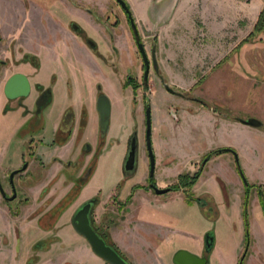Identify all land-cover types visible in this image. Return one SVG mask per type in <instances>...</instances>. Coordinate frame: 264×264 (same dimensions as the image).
<instances>
[{"label": "rangeland", "instance_id": "1", "mask_svg": "<svg viewBox=\"0 0 264 264\" xmlns=\"http://www.w3.org/2000/svg\"><path fill=\"white\" fill-rule=\"evenodd\" d=\"M2 1L5 6H11L13 8L15 6L18 8L22 2L27 8L31 1L32 8H35L34 5L36 4L44 8H46V6L50 7V3L53 4V0ZM87 1L88 7L95 4V10H99L101 18L104 21H107L110 17L111 20H113V16L119 17L120 21H122L124 13L115 0ZM124 1L131 12L130 5L126 0ZM70 3L76 5L77 2L71 1ZM98 7L100 9H98ZM53 8L57 11V8ZM117 20L119 19L117 18ZM256 20L252 24L250 20L239 18L235 8L232 7L230 27L224 30L215 29L213 32L209 30V32H207L205 29L200 30V32L204 34L199 36L200 39H202L203 47L201 46L202 50L200 51L202 59L197 61L199 68L197 72H193L192 74L188 70H183L176 71V75H171V73L174 74L176 72L172 70L170 73L166 70H162L161 66L158 71H154L151 68L149 70L145 92H142L144 88L141 87L137 90H133L131 86H123L122 80L125 74L129 72L133 73L134 76H136L137 82L141 83L143 70L141 68V59L137 49L133 51L131 45L127 46L125 41L120 38L119 43L122 44L120 55L115 56L114 54L111 55V53H105L104 55L107 57V62L97 61L96 64L92 63V66L97 69L91 74V77L79 75L77 80L79 81L80 87L83 88L84 93L92 84H94L95 89L97 85H101L109 92L111 98L114 97L115 100L113 103L114 109L111 107V111L110 108V132L108 135L105 133L103 136L101 152L97 158L94 172L84 185V190L79 199L81 200L80 202L87 201L97 196L104 201H108L112 194L115 193L114 189L122 178L121 165L127 147V139L134 131L138 139L137 161L139 163V172L137 173L142 175L145 174L147 170V164L145 162L147 156L145 147L144 103L150 104L151 121L152 117L154 119L155 114H157V117H160L161 121H164L162 122L164 138L171 140L169 145L170 152H172L171 149H179L182 143L180 140L181 138L187 139L188 135L196 138L192 140L189 147V155L187 157L188 163L194 161L197 156H199V161L202 155L212 148L213 150L217 149L216 146L218 142L216 143L215 141H217V138H220L219 135L215 136L211 128L207 127L206 129V124L202 122L200 118L199 111L201 107L204 109L208 108L210 111L214 112L216 116L223 118L233 119V117H240L243 119L256 120L257 124L251 128L264 130V26L262 30L255 32L249 41L238 46L239 42L252 31ZM24 24H27V26L24 25L23 27L24 33L22 42L24 47H38L40 50H43L44 47L38 46L36 40L32 39V32L34 30L31 28V23L25 22ZM117 31L122 32L121 29ZM101 45L102 50L105 51L103 44H100V52H102ZM145 51L150 58L151 44L148 42L145 43ZM44 61L45 63L41 69L40 77L47 75L52 69V66H50L51 62L49 61L47 63L46 60ZM71 63V57L65 55L61 57L59 62H54V68L57 74H62L64 70L72 75V67L70 68ZM170 64L173 69L175 65H177L175 62H171ZM114 69L117 70L115 73ZM180 72L183 73L182 76L179 75ZM162 73H166L167 76L161 75ZM105 74L107 76H105ZM71 79L73 82H70V85H75V78L72 76ZM70 85H66L68 86L67 88H69ZM167 87L173 89L177 93L169 92ZM57 88L61 90V92L56 95V100L59 102L63 97V83L59 82ZM4 110H6V108L0 110V145H6L8 150L3 155V167L6 166L9 161L20 163L22 154L27 159L31 157V150L29 148V143H26V137L22 140L23 136H20L18 133L21 115L19 112L16 113L12 110ZM190 113L193 114V116L190 115ZM166 115H170L174 122L178 120L180 123H178L176 127L170 128L166 122ZM54 116L55 114L51 110L49 117L45 118L46 122L43 131L40 130L36 133V139L44 138L47 140L51 137L53 121L55 120ZM107 123L108 120L104 124ZM249 137L253 144L264 145L263 134L261 135L257 132L250 133ZM174 138L175 142L173 140ZM88 141L93 146L97 147L100 142L96 138ZM170 165L173 170L169 172V174L173 175L176 171H180L186 167L187 162L180 164L177 162L176 166H174V163ZM195 168L196 166L194 169ZM217 169H220V175L224 177L226 174L225 167H222L219 162L206 163L200 172L198 180L194 184L196 185L194 197L203 199V195L206 196V194H211L218 187H222L220 185L221 180L218 179V176L216 178L217 181L214 178V176H216L214 171H219ZM76 170L77 169L73 167H66L64 173L67 177H73ZM241 170L244 172L243 168ZM133 172L134 171H131L129 174ZM44 174V171L40 168L34 172L31 171L25 176V179H27V182L29 181V185H31L37 181H42ZM49 174L50 173H48V175ZM156 175H159V170L156 171ZM254 175L264 183V168L259 169L258 172H254ZM0 176L2 178V184L6 186L8 179H4L1 173ZM132 177L133 176L127 178L128 180H126V182H128V184L133 182L134 179L139 180V176L138 178ZM15 182L18 184L17 178ZM215 182H217L218 185ZM120 185L121 184L118 186ZM123 193L118 194L123 196ZM181 193L184 198L180 203H173L170 206H166L163 214L162 212L160 213L161 221L164 222V224L180 230L177 231L171 239H155L156 244L161 245L158 250L162 252V257L166 261L172 260L173 253L179 249L187 251L200 249V247H202L204 235L211 231L214 235V244L206 257V264H232V261H234V264H239V262H241V264H248L247 258L250 255L254 256L250 264H264V207L260 204V201L255 208L252 206L251 199L254 194L257 195L253 188H251L248 193L246 214L243 207L244 198H242V204L238 205L239 208L237 206H231L230 208L228 203L221 205L217 203L216 205L214 204V209L211 213L205 214L204 209H208L206 197L204 198L206 200H200V203L196 199L189 202L185 192L181 191ZM35 195L36 188H31L26 191L22 189L17 190L18 198L26 196L29 199L27 205L28 209L25 213L31 210V206L33 207V203L30 204V202L35 200ZM27 206L18 207L20 211L17 218L20 217L21 219ZM210 206L213 208V205ZM12 207L16 206L12 205ZM72 210L73 209L67 211L61 221L55 224V227H57L56 231L64 228L63 224L66 220L70 219ZM141 212L143 213L144 211H138L136 213L137 216L139 213L141 214ZM20 219L15 220L10 228L6 227L5 229L7 230L8 228L13 233H15V230L20 231L22 229L24 231H21L23 232L21 234L25 242L24 244H32L30 247L32 251L36 250L34 247L43 239L50 240L49 244H54V240H56L55 236H53L54 232L44 231L38 227L37 222L22 225ZM73 241H75V245L76 242L79 241L76 235H74V237H69V239L63 243L70 244ZM7 248L8 250L5 253L0 246L1 264H15V250L17 247L14 241H11ZM171 251L174 252L172 253ZM202 255H204V251ZM22 257H24V260L26 255ZM28 260L30 259L27 258L25 261L28 262ZM93 260L94 259L85 257L83 264H97V262Z\"/></svg>", "mask_w": 264, "mask_h": 264}, {"label": "crops", "instance_id": "2", "mask_svg": "<svg viewBox=\"0 0 264 264\" xmlns=\"http://www.w3.org/2000/svg\"><path fill=\"white\" fill-rule=\"evenodd\" d=\"M75 1L77 4L72 5L68 0H53V4L50 3V7L46 6V8L41 7L38 4L34 5L35 8H32V1L27 8L23 2L18 6V8L17 6L14 8L6 6V10L8 12L7 20L11 19V21H13L15 17H19L22 28L24 25L27 26V24H24L25 22H29L32 26H38L42 29V32H39V34L32 33V39L36 40L38 43L37 45L43 46L44 49L40 50L38 47L35 48L30 46L25 47L26 51L37 53L40 58V68L35 76L36 81L48 84L49 75L56 71L54 68V62H59L61 57L64 55L69 56L72 59V63L70 65V68L72 67V72L70 71L72 75H69L70 77L73 76L75 78V85L71 84L68 91L66 90V87V89L63 88L65 90L61 100L56 102L55 98L53 104L44 110L43 123L45 127V118L49 117L52 110L55 114V120L53 121L52 127V130H54L60 121L59 119H61L64 110L67 107H71L74 122L72 137L64 145L53 146L50 152L45 153L46 160L44 161H48L52 156H58L61 158L68 157L69 153L72 152L73 149L76 150L73 138L78 131L82 115L85 127L82 131L81 141H88L94 138L97 139L98 129L100 127V116L96 105L97 92L94 88V84L89 86L84 93L83 88L80 87L79 81L77 80L79 75L91 77V74L97 69L92 66V63L96 64L99 60L84 44L82 39L68 29V23L71 20L77 21L84 29L85 33L95 40L98 48L100 44H103L105 51L102 50L101 45V53H112V50L109 49V46L105 42L106 34L101 23L94 18L92 13L84 9L87 6L88 1ZM126 1L130 5L131 15L137 25L142 40L144 43L148 42L151 44V47H154V56L158 62L159 68L161 66L162 70H166L170 73L172 70L175 72L188 70L192 74L193 72L198 71L199 68L197 61L202 59L200 51L202 50L201 46L203 47V43L201 41L202 39H200L199 36L204 34L200 32V30L205 29L207 32H213L215 29L224 30L225 28L230 27L232 7L235 8L239 18L250 20L252 24L256 20L261 9L264 8V0ZM94 5L89 7L93 11H96ZM53 7L57 8V11H55ZM98 9L100 8L98 7ZM13 16L14 18H12ZM119 38L125 40V43L129 46V35L127 31L125 32V28L124 31L122 30V33L116 35L118 55L121 54L122 46V44L119 43ZM132 49L134 50V47H132ZM44 60H46L47 63L49 61L52 62L50 63L52 69L47 73V75L40 77L41 69L45 63ZM171 62H175L177 64L174 69L171 68ZM22 69L29 75L34 74L33 67H31L28 63H24ZM63 73L64 70L62 74ZM176 74L177 72L174 74L171 73V75ZM161 75L167 76L166 73H162ZM179 75L182 76L183 73L180 72ZM105 76L107 75L105 74ZM57 86L58 83L54 86L55 93L57 91ZM68 92L70 93L69 95L67 94ZM105 92L110 97L111 107L113 108V103L115 101L114 97L111 98L107 90H105ZM199 112L202 122L206 124V129L207 127L211 128L215 136H220V138H217V141H215L216 143L218 142L216 147L231 146L235 148L248 182L254 185V192L257 190L258 185H261L264 190V183L261 179L254 175V172H258L259 169L264 168V145L253 144L249 137L250 133L255 132L264 135V130L251 128L254 126L244 124L239 120L216 116L215 113L210 111L208 108L204 109L201 107ZM190 115L193 116L191 113ZM172 119L173 118L170 115H166V122L170 128H174L178 123H180L178 120V122H174ZM162 122L164 121H161L160 117H157V114L154 115V119L152 117L151 141L156 158V167L157 170L159 169L160 173V177L157 179L159 186H165L168 184L172 178H174L176 173L192 172L195 167L194 165L197 163L199 158V156H197L194 161H190L189 163L187 161L191 142L196 139L191 135H188L187 139L181 138L180 140L182 143L179 149H171L172 152H170L169 145L171 140L164 138ZM110 124L109 120L106 135L110 132ZM173 140L175 142V138ZM45 141H48V139H45ZM7 150L8 147L6 145H0V167L3 173H7L12 167L18 165L15 161H9L6 166H2L4 158L3 155L7 152ZM177 162L179 164L187 162V166L180 171H176L173 175L169 174V172L173 170L170 164L174 163V166H176ZM215 162H219L222 167H225V176H221L220 169H217L219 171H214L216 174L214 178L216 180L218 176V179L220 178L224 183L228 201H222L223 193L220 187L214 190L211 194L219 205L228 203L230 208L231 206H237L239 208L238 205L242 204V198L244 196V186L236 171L232 154L224 152L216 155L208 161V164ZM32 164L33 161H31L30 165ZM48 171H51L50 174H56V171H58L56 164H54ZM138 174L139 173L135 174L134 178L136 175L138 176ZM50 176L48 175L47 178L49 179ZM58 181L60 182V180ZM45 182L46 181L43 176L41 183H37L36 185H32L28 188L25 187V189L36 188V192H38ZM215 183L217 184V182ZM135 184L143 185L144 181L138 180L137 182H131L130 184L125 182L119 190L120 194L124 192L123 196L118 194V200L116 202L111 200V197L108 201H104L100 198L99 204L95 207L96 226L99 230L106 232V234L110 236L111 240L125 254L131 264H174L172 260L166 261L162 257V252L158 250L161 245H157L155 239H171L177 231H180L173 226H167L164 224V222L161 221L160 213L162 212L163 214L166 206H170L173 203H180L184 197L182 196L181 191H170L162 194H156L150 189L137 188L131 192L132 186ZM195 186L196 185L193 186L194 193H196ZM83 188L77 200L80 199L84 190ZM64 191L65 189L61 190L60 194L56 196V199L61 197ZM130 193L131 198L129 202L124 204L123 202L126 199V196ZM77 200L75 205L81 201ZM56 201L57 200H54V202ZM251 201L254 208L259 204L258 197L255 194L253 195ZM28 203L29 201L24 203L22 207L27 206ZM32 203L33 207L31 206V210L25 213L28 209L27 206L24 210L25 214H22L21 219L20 217L17 218L18 215L12 216L8 210L0 204V246L6 253L10 242L14 241L17 247L15 250V264H83L85 257L88 259H94L93 261H96L97 264H110L93 252L88 241L74 230L71 224V219L66 220L63 224L64 228L66 227L65 229L62 228L56 231L57 227L54 225L55 228L53 230H47V232H54L53 236H55L56 239L54 240V244H48L46 247L35 246L34 248H36V250L32 251V248H30L32 244H24L25 242L24 239H22L21 234L24 231L22 229L20 231L15 230V233L10 231L8 228L7 230L5 229L6 227L10 228L12 223L19 219L22 225L37 222V216L34 217L33 215L34 209L37 208V201L33 200L30 204ZM75 205L73 204V206ZM73 206L70 209H73ZM140 210H143L144 212H141V214L139 213L137 216L136 213ZM65 214H62L56 223L61 221ZM74 235H76V238L79 240L76 242V245L74 244L75 241L70 244L63 243L69 239V237H74ZM195 250H190L189 252H193L194 254L200 256L202 254L203 247H200V249H198L199 251ZM171 252L173 253L174 251ZM23 255H26L24 260V257H22ZM253 257V255H250L247 258L248 264L251 263ZM27 258L30 259L28 262L25 261ZM232 264H234V261H232Z\"/></svg>", "mask_w": 264, "mask_h": 264}, {"label": "flooded vegetation", "instance_id": "3", "mask_svg": "<svg viewBox=\"0 0 264 264\" xmlns=\"http://www.w3.org/2000/svg\"><path fill=\"white\" fill-rule=\"evenodd\" d=\"M68 1L76 2L75 0H68ZM115 1L118 3V5L120 6L121 10L124 13L122 21H120V18L116 16L115 17L113 16L114 18L113 20H111V17H110L107 19V21H104L101 18L100 12H96L97 10L93 11L88 6H86L84 9L92 13L94 18L101 23L102 28L106 34L105 42L109 46V49L112 50L111 55L114 54L115 56H118L117 46H116V43H117L116 35L119 34L121 31L118 32L117 30L118 29L123 30L125 28V32L126 31L128 32L129 45H131V47H134L133 51L137 49V52L139 53V56L141 59V68L143 70V73L141 75V83L137 82L136 76H134V74L130 72L125 74L124 79L122 80V83L124 87L131 86L133 90H137L139 87L144 88L143 89L144 91L142 92H145V88H147V78L149 75V70L152 68L154 71H158L159 65H158L156 58H155V61L152 60V56L150 54V58L148 57V63H149L148 74L145 78V75H144L145 74V64L143 62L142 56L139 52L137 43L135 41L134 34L131 28L130 19H129V15H131V12L129 8H128V11L130 13L126 11L124 8H122V6L119 4L117 0ZM7 18H8V15L6 12V6L3 4V1L0 0V110H2V108H6V110L4 111L12 110V111H15L16 113L19 112V114L21 115V119L18 125V133L20 136H23L22 140H24V137H26L25 140H26V143H29V148L31 150L30 152L31 157L27 159L22 154L21 162L18 163V165H16L15 167H12L7 173H3L0 167V173L2 174V177L4 179H8L7 185L5 184L6 186H4L2 184V181H1L2 178L0 176V204L4 208H6L12 216H17L20 211L18 207H22V205H24V203H27V201L29 200L28 197L26 196L18 198L17 190L22 189L23 191H26L29 189H25V187L28 188L32 185L33 186L36 185L37 183H41L42 181L40 182L37 181L36 183L29 185V181L27 182V179H25L26 178L25 176H27L31 171L34 172L35 170H38L41 168L45 173L44 180L46 182L39 189V191L36 192L35 200L37 201V208L34 209L33 215L34 217L37 216V225L39 228L46 230V231L53 230L56 221L62 216V214H65L67 210L73 206V204L75 205V202L78 199L82 188L84 187L87 180L90 178V176L94 172L97 158L101 152V148L103 145V136L105 135L107 128L109 126L111 100H110V97L106 94L103 86L97 85L95 89L97 92L96 94L97 109H98V102H99L100 97H103V96L106 97L109 102V111H108V119H107L108 123L107 124H103L101 120V114L98 109L99 116H100V122H99L100 127L98 129V136H97L98 141H100L98 147L93 146L89 141H81L82 131L85 127V124H84L85 122H84V118L82 115V120L78 127V131L74 135V138H73V143H75L76 145V150L73 149V151L69 153L68 157L61 158L58 156H52L48 161H44L46 160L45 153L50 152L53 146L64 145L72 137V130H73L74 122H73V111L71 107H67L64 110L61 119H59L60 123L58 122L54 130H51V137L48 139V141H45L44 138L36 139V136H35L38 131L40 130L43 131L44 129V126H43L44 110H46L53 104L54 99L55 98L57 99V97L55 96L59 92H61V90H58L57 88V91L55 93L54 91L55 84L56 83L59 84L60 82V83H63L64 88L65 87L67 88L68 86L66 85H70V82L72 81V79L69 73L65 71L63 74H60V75H58L57 72L55 71L49 75L48 84H44L42 82L36 81L35 76L37 75L38 69L40 68V58L38 55H36L37 53L25 50V47L22 42V37H23L24 32H23L22 24L19 20V17L14 18L13 16L12 17L14 18L13 21H11V19L7 20ZM117 18L119 20H117ZM136 28H137V25H136ZM32 29L34 30L32 32L34 34L36 33L39 34V32H42V29L39 28L38 26L36 27L32 26ZM68 29L82 39L84 44L95 54V56L98 58L99 61L107 62V57L103 53L100 52L95 40L85 33L84 29L80 26V24L77 21L71 20L68 23ZM138 34L140 36V41L143 42L144 44V49H145V43L142 40L139 30H138ZM151 50H152V47H151ZM111 55H108V56H111ZM24 63H28L31 67H33L34 69L33 73L35 75L34 74L29 75L23 71L22 66ZM114 71L116 72L117 70L114 69ZM16 74H22L27 79L29 89L25 95H17V92H18L17 87H19V84L12 85L9 92L6 89L9 79ZM68 89L69 88H67L66 90L68 91ZM64 90L65 89H63V92ZM169 92L177 93L174 90L169 91ZM67 94L69 95L70 93L68 92ZM143 96H144V93H143ZM57 101L58 100H56V102ZM143 108H144V115H145V111L147 108H150V104L144 103ZM233 118L241 122L243 119L240 117L239 118L233 117ZM131 134L129 135V137L131 136ZM145 135H146V125H145ZM128 139H127V145H128ZM151 146H152V141H151ZM145 147H146V138H145ZM220 148L231 149L229 151H224V152H229L232 154L234 162H235L236 171L243 183V186H244L243 207H244L245 214H246V206L248 204V200L246 203L245 195L248 196V193H249L248 189H246V185L250 183L248 182L243 170L241 171L244 174L246 183L243 181L239 173L238 166L240 169L242 168H241V164H240L238 154L235 148L231 146H223ZM212 150H209L205 154L202 155L201 159L197 161V163L194 165L196 166V168L192 172L176 173L174 175V178H172V180L168 184H166L165 186H159L157 179L160 177V173L158 176L156 175L157 167H156L155 154L152 148V153L154 157V170H153V174L151 175L150 174V157H149L148 150L146 147L147 159L145 162L147 164V170L145 174L143 175L140 173L138 174L139 180L144 181V184L143 185L142 184L133 185L131 192H133L137 188L150 189L154 193H156L155 188L167 189L166 192L183 191V188L181 187L180 182H179V176L182 173L193 174L197 172L198 170H202L204 166L206 165V163L212 157L221 154L219 153V154L208 156V153H210ZM126 152H127V147H126L125 155H126ZM137 158H138V153H137ZM31 161H33L32 165H30ZM123 162H124V159H123ZM123 162L121 165L122 178L120 179V182L117 184L116 188L114 189L115 193H113L111 196V200H113L114 202L118 200L117 198H118L119 190L121 189L122 185L126 182V180H128L127 178H130L131 176H133L132 178H134V175L137 172H139L138 171L139 163L137 159H136V168L133 170L134 172L132 174L124 172ZM54 164H56V168L58 171H56V174H49V176L50 175L51 176L48 179L47 178L48 173H51V171H48V170H50ZM66 167H73L77 169L73 177L72 176L67 177L65 175L64 170ZM138 176L136 175L135 178H138ZM16 178L18 179V184H16L15 182ZM58 180H60V182ZM137 181L138 180L134 179L133 182H137ZM119 184L121 185L118 186ZM175 185H178L179 188H176ZM220 185L222 186L220 188L223 193L222 201L227 202L228 198H227L226 187L224 183L222 182V180L220 181ZM258 186L263 191V198H264L263 187L261 185H258ZM253 187L254 186L250 187L249 190ZM64 189L65 191L61 195V197L56 199V196L60 194L61 190H64ZM191 190L194 194L193 187ZM255 192L258 195V188ZM205 197L207 198V203H208V209L205 214H209L213 211L214 204L216 205L217 201L215 200L213 195L210 193L206 194V196L203 195V199ZM130 198H131V193L126 196V199L124 200L123 203L127 204ZM91 199H93V203H92L91 210H90L91 225L101 236H104L106 232L99 230V228L96 226V223H95L96 221L95 207L99 204L100 197L99 196L92 197ZM54 200H57V201L54 202ZM258 200L260 201L259 196H258ZM62 201L64 202L63 205L58 206L60 205ZM84 202L86 201H82L79 204H76L75 206H73L74 208L70 213L71 224H72V218L74 214ZM12 205H15L16 207H12ZM64 205L65 207H63ZM210 205H213V208ZM49 241L50 240L48 239L42 240V242H45L46 244H49ZM202 241H203L202 247L204 251V245H205L204 237ZM45 246L47 245L43 244L41 247H45ZM202 256L203 255L201 254L200 257Z\"/></svg>", "mask_w": 264, "mask_h": 264}, {"label": "water", "instance_id": "4", "mask_svg": "<svg viewBox=\"0 0 264 264\" xmlns=\"http://www.w3.org/2000/svg\"><path fill=\"white\" fill-rule=\"evenodd\" d=\"M119 4L128 11L127 4L124 0H117ZM129 12V11H128ZM130 13V12H129ZM131 28L134 34L135 41L137 43L139 52L142 56L143 62L145 64V78L148 74V56L144 49L143 42L140 41V36L136 28V24L131 15H129ZM152 60L155 61L154 57V47L151 50ZM19 84L17 95H25L29 89L27 79L22 74H16L12 76L7 83V91L9 92L12 85ZM169 91H173L171 88L167 87ZM98 109L101 114V120L106 123L108 119L109 111V102L106 97H100L98 102ZM242 122L247 125L255 126L257 124L256 120L253 119H242ZM145 125H146V147L150 157V174H153L154 170V157L152 153L151 146V120H150V108H147L145 111ZM137 150H138V139L136 132H132L131 136L128 139L127 152L123 162V170L126 173L133 171L136 168V159H137ZM239 173L246 183V179L241 169L238 166ZM167 189H158L155 188V192L158 194L165 193ZM93 203V199H89L84 202L80 208L76 211L72 218V224L74 229L82 234L87 241L89 242L93 252L104 259L110 264H129L111 245L107 244L104 238L93 228L90 222V210ZM205 242L209 241L207 235L204 236ZM213 239V238H212ZM211 239V240H212ZM172 261L174 264H206L207 259L205 256H198L194 253H191L184 249L177 250L173 257Z\"/></svg>", "mask_w": 264, "mask_h": 264}, {"label": "trees", "instance_id": "5", "mask_svg": "<svg viewBox=\"0 0 264 264\" xmlns=\"http://www.w3.org/2000/svg\"><path fill=\"white\" fill-rule=\"evenodd\" d=\"M263 26H264V8L261 10V12L259 13L258 15V18L253 26V29L252 31L245 37L243 38L238 46H240L242 43H245L247 41H249V39L255 34V32L257 31H260L263 29ZM237 46V47H238ZM236 47V48H237ZM234 119V118H233ZM231 149L229 148H217V149H214L212 150L210 153H208V156L209 155H214V154H219V153H222L224 151H229ZM200 172L201 170H198L197 172L193 173V174H189V173H182L180 176H179V182H180V185L181 187L183 188V191L185 192L186 194V198L189 202L193 201V200H198L199 203L201 202L200 200H203L201 198H198V197H194V194L192 192V187L193 185L195 184V182L197 181L199 175H200ZM179 185V186H180ZM254 185L252 184H247L246 185V189H248L249 191V188L252 187ZM176 188H179L178 185H175ZM258 196H259V199H260V204L264 207V198H263V191L261 190V188H259L258 186ZM206 200V199H204ZM247 200H248V196L245 195V202L247 203ZM63 201L60 203V205L58 206H61L63 205ZM205 206V205H204ZM65 207V205L63 206ZM62 207V208H63ZM207 211V208L204 209V212L206 213ZM205 235H207L209 237V241L208 242H205V245H204V255L205 257H207L208 253L211 251L212 247H213V244H214V235H213V232L209 231L207 232ZM204 235V236H205ZM104 238V240L106 241L107 244L111 245L128 263V259L127 257L125 256V254L118 248V246L111 240L110 236H108L107 234H105L104 236H102ZM213 238V239H212ZM212 239V240H211ZM204 241H205V238H204ZM43 244L45 245H48L46 244L45 242H42V241H39L37 244H36V247H41ZM46 247V246H45ZM244 256V254H243ZM130 264V263H129ZM239 264H241V262H239Z\"/></svg>", "mask_w": 264, "mask_h": 264}]
</instances>
